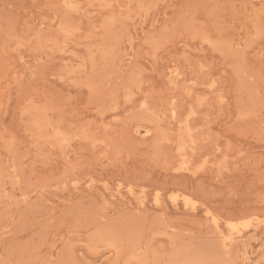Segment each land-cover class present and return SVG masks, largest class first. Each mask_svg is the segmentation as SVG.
I'll list each match as a JSON object with an SVG mask.
<instances>
[{"label":"rangeland","instance_id":"374dc122","mask_svg":"<svg viewBox=\"0 0 264 264\" xmlns=\"http://www.w3.org/2000/svg\"><path fill=\"white\" fill-rule=\"evenodd\" d=\"M0 264H264V0H0Z\"/></svg>","mask_w":264,"mask_h":264},{"label":"bare ground","instance_id":"6f19581e","mask_svg":"<svg viewBox=\"0 0 264 264\" xmlns=\"http://www.w3.org/2000/svg\"><path fill=\"white\" fill-rule=\"evenodd\" d=\"M201 102V101H200ZM180 128V127H179ZM186 142V141H185ZM184 142V143H185ZM192 142V141H191ZM184 150V149H183ZM186 155V154H185ZM190 170V169H189ZM195 171V170H194ZM90 182V181H89ZM107 185V184H106ZM54 186V185H53ZM67 186V185H66ZM158 195V194H157ZM191 204V203H190ZM143 205V204H142ZM212 212V211H211ZM212 214V213H211ZM234 221V220H233ZM236 226L238 225V224H235Z\"/></svg>","mask_w":264,"mask_h":264}]
</instances>
